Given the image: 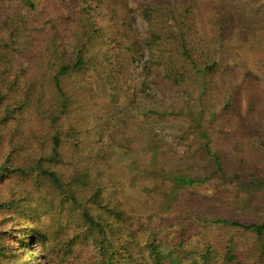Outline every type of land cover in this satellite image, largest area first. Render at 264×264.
Instances as JSON below:
<instances>
[{
  "label": "trees",
  "instance_id": "obj_1",
  "mask_svg": "<svg viewBox=\"0 0 264 264\" xmlns=\"http://www.w3.org/2000/svg\"><path fill=\"white\" fill-rule=\"evenodd\" d=\"M210 1L144 0L140 11L148 28L140 39L129 22L113 25L123 11L130 16L132 9L124 0H76L74 15H66L78 21L77 34L58 28L54 21H38V8L46 6L47 0H0V264H164L158 239L150 243L152 228L149 247L139 243L134 220L143 204L132 205L116 190H104L105 167L117 150H132L130 135L121 130L107 134L106 141L86 143L70 115L81 108L77 91H83L85 82L78 79L79 73L93 68L94 92L112 99L111 93L127 96L120 77L125 68L137 63L143 74V95L160 93L164 101L165 94L172 98L181 89L197 90L195 80L202 77L204 90L218 91V101L229 110L227 116L242 112L263 121L264 23L248 31L242 19L249 14L258 21L264 18V0ZM52 2L55 7L65 6V0L48 4ZM97 17L108 23L102 27ZM49 24V41L40 46V52L50 57L55 72L45 90V73L44 77L29 76L27 82L23 77L32 46ZM57 36L70 37L72 55ZM227 56L232 82L226 73L220 75ZM107 58L113 59L104 69L114 76L111 91L102 84L107 76L100 72ZM238 60L245 63L239 66ZM72 76L74 80L67 84ZM209 76L214 79L207 80ZM200 96L196 107L207 112L210 103ZM232 100L237 104H231ZM24 110L36 118H29ZM194 120L201 135L208 136L204 116ZM204 148L225 177L221 157L212 154L207 143ZM154 172L153 176L159 173ZM209 179L178 175L173 180L175 187L190 188ZM263 206H249L238 220L222 218L220 206L191 207L187 214L198 225L186 228L187 236L178 245L201 264H264ZM216 226L257 238L253 243L246 241L244 248L231 238L223 241L222 235H214ZM90 248L94 253L89 258L79 252Z\"/></svg>",
  "mask_w": 264,
  "mask_h": 264
},
{
  "label": "rangeland",
  "instance_id": "obj_2",
  "mask_svg": "<svg viewBox=\"0 0 264 264\" xmlns=\"http://www.w3.org/2000/svg\"><path fill=\"white\" fill-rule=\"evenodd\" d=\"M115 1L119 3V0ZM143 1L124 0L132 9L130 16H124L123 11L122 17L119 15V19L114 21L113 25L129 22L142 39L148 28L140 11ZM201 1L211 2L210 0ZM48 2L49 0L46 6H39L38 21L47 23L54 21L53 24L58 28L68 29L77 34L78 30L75 28L78 21L74 19V16L70 20L66 15L68 12L74 15L72 8L76 0H65L64 8L55 7L53 5L55 2L51 4ZM42 11L44 17L41 15ZM208 15L205 13L204 19H207ZM100 20L101 26L104 27L107 21L97 17L96 21ZM2 22L3 18L0 17V28ZM242 23L249 31L261 26L264 18L258 21L255 15L249 14L242 19ZM70 25H72L71 28H69ZM51 26L49 24L38 42L32 46L31 62L28 65L24 64L23 82H27V78L33 75L44 77L45 73V79L42 81L45 90L50 84L49 78L54 74L55 67H52L49 62L50 57L40 52V46L43 47L49 41L48 31L51 32ZM57 37L63 49L72 55L73 47L70 37ZM226 58V62L223 63L224 72L222 71L220 75L226 73L228 82H232L228 56ZM145 60H148V56ZM110 63H113V59L107 58V61L102 64L103 69L100 70L104 76H107L102 84L109 91L113 87L114 76L112 74L109 76V72L105 71L107 72L105 73L104 69H109ZM244 63L243 60H238L237 64L242 66ZM250 64L253 65L252 62ZM79 74L78 79L85 82L83 91L82 89L77 91L81 108H76L70 115L76 124L75 127L80 129L78 136L83 142L97 143L107 139V134L111 132L115 134L117 131L116 134H118L121 130H125L126 134L130 135L132 150L128 152L117 150L110 158V165L114 159L113 165L105 167L104 190L105 192L110 189L116 190L118 195L126 197L132 205L141 207L143 204L137 220H134V215L132 216L139 232V243L143 247H149L147 240L152 228L150 243H156L155 239H158L157 246L164 264H201L196 257L187 254L186 247L178 245L187 236L183 234L184 230L192 224L198 225L194 223L197 220L187 214L189 208L220 206L222 218L238 220L239 213H245L249 206L252 209L257 204L264 205V119L262 121L261 118H251L247 114L243 115L242 112L241 116L238 114L227 116L229 110L218 101V91L214 92L210 90L211 88L208 91L204 90L202 77L195 80L197 90L181 89L172 98H168V94H165L163 101L160 93L147 92V95H143L141 90L143 74L141 68L138 69L135 63L134 66L125 68L120 77L121 86L128 91L129 95L111 93L112 101L110 97L94 92L93 79L92 84L90 81V78L96 74L93 68L85 69ZM70 79L67 84H71L74 80L73 76ZM212 79H214L213 76L207 78V80ZM221 80L225 81V76L221 77ZM165 86H168V83ZM200 95H205L204 99L210 103L207 112L202 113V110L196 107L197 98L201 97ZM231 104L234 105L237 102L232 100ZM234 109L235 107L232 113ZM24 111L31 119L37 116L33 112ZM161 113H164V118ZM198 115L204 116L206 124L204 131L208 136H202L195 124L194 119ZM45 118L43 126L46 124ZM61 122L64 123L65 119L62 118ZM109 127L112 128L108 130ZM155 135L157 138H154ZM117 138L120 139L121 136L117 135ZM205 143L212 154L221 157L225 177L218 172L219 169L214 161L208 156L206 149H203ZM200 148L203 150L201 151ZM154 169L159 171L156 176H153ZM178 175L210 179L204 184L179 188L175 187L173 180ZM113 179L116 181L114 186L111 182ZM237 207L242 209L236 211ZM219 228L220 226L214 227V235H222L223 241L225 238H231L244 248H246L244 244L246 241L253 243L257 238L252 233ZM147 229L148 233L145 232ZM188 244L185 245L188 246ZM79 252L89 258L93 255L94 249L90 248L84 252L79 250ZM145 256L149 260V254L145 253Z\"/></svg>",
  "mask_w": 264,
  "mask_h": 264
}]
</instances>
